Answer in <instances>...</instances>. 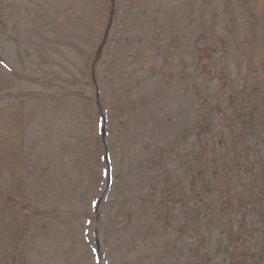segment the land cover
<instances>
[{"label":"rangeland","instance_id":"obj_1","mask_svg":"<svg viewBox=\"0 0 264 264\" xmlns=\"http://www.w3.org/2000/svg\"><path fill=\"white\" fill-rule=\"evenodd\" d=\"M255 13L264 0H0V261L219 264L236 210L195 196L191 161L224 64L198 48L248 23L263 42L240 62L264 58ZM254 240L246 264H264Z\"/></svg>","mask_w":264,"mask_h":264},{"label":"trees","instance_id":"obj_2","mask_svg":"<svg viewBox=\"0 0 264 264\" xmlns=\"http://www.w3.org/2000/svg\"><path fill=\"white\" fill-rule=\"evenodd\" d=\"M108 1L113 5L115 0ZM255 18L261 21L264 16L255 13ZM230 19L237 23L232 11ZM248 26V23L244 26L242 39L234 45L223 36L211 42L203 38L204 45L198 48L201 62L224 66L216 74L221 90L205 101L208 109L197 123L199 153L192 161V188L196 190L195 196L202 193L205 202L213 204L211 198L218 188L224 200L223 212L236 210L230 219L232 225L225 250L233 254V264H246L250 255L247 242L255 239L256 245L262 236L255 234H264V58L256 56L240 62L242 49L250 44V38L261 37L263 42V32L258 25L253 29ZM235 59L237 65L233 63ZM199 188L210 189L204 192ZM237 188L243 194L238 206L233 203L238 200ZM242 200L246 202L241 203ZM1 202L4 204L2 199ZM12 202L16 206L17 202ZM235 224H238L236 229ZM0 264L17 263L11 257Z\"/></svg>","mask_w":264,"mask_h":264}]
</instances>
